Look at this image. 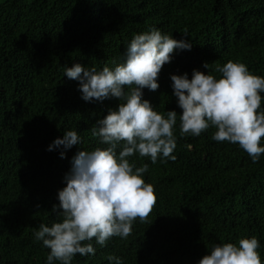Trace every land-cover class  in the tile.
Listing matches in <instances>:
<instances>
[{"label": "trees", "instance_id": "trees-1", "mask_svg": "<svg viewBox=\"0 0 264 264\" xmlns=\"http://www.w3.org/2000/svg\"><path fill=\"white\" fill-rule=\"evenodd\" d=\"M152 27L193 43L162 67L158 90L144 89L156 111L178 112L176 159L130 158L149 165L144 178L155 186L147 222L137 218L127 239L104 247L93 239L96 254H77L73 264H109V255L124 264H198L214 245L252 236L264 264V155L253 163L238 144L212 139L215 128L181 136L170 79L207 73L205 62L219 77L216 66L230 60L264 76V0H0V264H46L50 250L34 231L59 219L53 205L72 158L106 147L90 129L123 103L84 101L64 66L114 67L131 39ZM68 130L83 144L62 159V148L47 149Z\"/></svg>", "mask_w": 264, "mask_h": 264}, {"label": "clouds", "instance_id": "clouds-1", "mask_svg": "<svg viewBox=\"0 0 264 264\" xmlns=\"http://www.w3.org/2000/svg\"><path fill=\"white\" fill-rule=\"evenodd\" d=\"M187 36V33H185ZM189 39H175L172 34L152 27L136 34L127 45L122 63L102 70L80 63L64 66V76L78 81L81 98L86 102H103L117 98V109L91 127L104 148L79 150L64 175L66 186L58 190V205L53 212L59 218L51 226L45 223L34 231L35 240L49 249L46 264H73L74 258L94 256L93 239L101 247L113 237L127 239L139 218L147 222L157 202L155 186L147 183V163L137 166L133 156L158 160H175L178 112L160 113L144 99V89L156 91L162 67L171 62L176 50H191ZM207 73L193 69L188 73L171 74L173 95L179 113L181 136L199 137L210 128L217 142L238 144L253 163L264 155V76L251 72L242 62L228 61L202 65ZM77 130L65 131L56 138L48 151L62 148L60 157L74 145H82ZM257 237L240 238L237 243L216 244L198 264H262ZM109 264H124L121 257L109 255Z\"/></svg>", "mask_w": 264, "mask_h": 264}]
</instances>
